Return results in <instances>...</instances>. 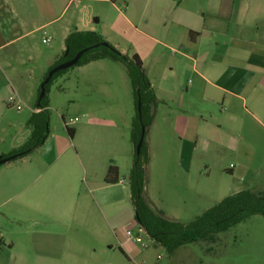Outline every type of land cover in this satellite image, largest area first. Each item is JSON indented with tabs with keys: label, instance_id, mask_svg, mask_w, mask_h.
Returning a JSON list of instances; mask_svg holds the SVG:
<instances>
[{
	"label": "crops",
	"instance_id": "obj_1",
	"mask_svg": "<svg viewBox=\"0 0 264 264\" xmlns=\"http://www.w3.org/2000/svg\"><path fill=\"white\" fill-rule=\"evenodd\" d=\"M73 29L99 33L121 53L139 57L156 99L146 133L149 168L157 157L153 150L173 159L167 141H182L174 153L181 162L188 145L187 159L198 143L201 154L216 143L238 164L236 171L235 166L226 169L235 175L232 194L259 192L255 180L256 164L264 155V142H259L264 141V0H0V119L11 108L8 99L13 96L19 103L25 83L35 80L28 67L36 58L33 38L43 34L59 43L42 79L62 55ZM34 92L35 87L30 97ZM126 111H117L118 123L93 119L128 128L131 116ZM25 128L8 152L0 149V156L26 142L30 130ZM122 145L110 144L97 156L75 151L7 163L0 173L7 176L4 192L21 201L26 191L27 207L39 211L47 206V216L44 229H30L15 241L0 238V256L10 254L5 264H128L141 254L137 245L125 242L124 226L118 236L114 225L125 210L124 201H130L129 192L125 196L122 180L104 183L110 165L119 176L131 159L132 143Z\"/></svg>",
	"mask_w": 264,
	"mask_h": 264
},
{
	"label": "rangeland",
	"instance_id": "obj_2",
	"mask_svg": "<svg viewBox=\"0 0 264 264\" xmlns=\"http://www.w3.org/2000/svg\"><path fill=\"white\" fill-rule=\"evenodd\" d=\"M42 38L43 34H37L33 38V53L36 58L28 65L34 72V82L25 83L24 97L18 103L20 109L6 107L0 119V149L5 152H8L10 144H16L25 131L31 110L35 108L36 90L42 83L41 72L45 69L46 61L58 52L59 43L55 39L48 44H42ZM149 64L150 61L147 65ZM106 74L110 76L108 80L100 77ZM34 87V96L30 97ZM46 101V139L39 150L30 154L32 159L43 154L58 156L74 154L75 151L87 157L97 156L104 153L110 144L119 145L121 148L123 142L131 143V123L128 128H112L107 123L93 119L106 122L112 118L118 123L120 116L117 111L123 109L130 113L131 121L134 118L131 85L125 67L119 62L102 60L87 68L69 69L47 87ZM67 129L73 130L72 137ZM144 142L146 146V134ZM259 142L261 144L264 141ZM198 144V149L189 159L187 156L190 155L191 146L188 145V153L184 151L181 162L180 156L174 153L176 146L178 151L180 150L182 141H167V148L173 159L166 160L153 150L157 157L152 161L150 168L146 167V202L154 213L161 214L169 221L188 224L235 190V175L230 176L226 171L234 166V171L238 169L231 153L215 143L209 145L205 154H201L197 151L202 148L200 143ZM186 149L187 147H184V150ZM131 163L132 155L129 161L126 159L122 169L125 171H120L118 177L119 181H123L121 187L125 196L129 192L126 171ZM8 165L0 166V173L7 169ZM256 166L259 169L255 180L256 190L264 192V155ZM5 173L4 171L0 174V238L15 241L16 236L26 235L30 229L45 228L42 220L47 216V206L36 211L27 207L26 191L21 196V201L13 199L9 192H4V180L7 178ZM87 178L89 180L88 175ZM124 203L125 210L114 220L118 236L122 232L118 229L122 226L136 223L131 202L125 200ZM132 233L138 234L136 224ZM139 236L141 243L136 244V247L141 254L131 258L128 264H264V218L258 215L218 234L214 243L198 240L182 245L170 254L164 246L155 244L145 232L139 233ZM9 255L0 256V264L10 261Z\"/></svg>",
	"mask_w": 264,
	"mask_h": 264
},
{
	"label": "trees",
	"instance_id": "obj_3",
	"mask_svg": "<svg viewBox=\"0 0 264 264\" xmlns=\"http://www.w3.org/2000/svg\"><path fill=\"white\" fill-rule=\"evenodd\" d=\"M191 35L192 33H190V37ZM83 49L88 50L71 68L81 67L99 60H110L121 63L126 69L134 101V118L131 121L130 130L133 154L128 174L130 202L133 206L135 222L155 244L164 246L170 254L176 248L198 240L214 243L218 234L228 231L253 216L258 215L264 218V192H255L249 189L223 198L188 224L169 221L161 214L154 213L147 204L144 193L145 171L149 164L144 140L139 154H135L141 127H144L146 134V129L153 121V109L156 106L155 96L139 57L136 54L128 56L121 53L99 33L73 29L64 40L62 55L47 69L42 81L52 68L71 60ZM69 69L56 72L50 78L45 85V95L40 100L39 106H37L40 92L38 89L35 103L37 112L32 113L26 122V127L30 130L26 142L19 148L1 156L2 158L12 157L10 162L16 161L30 155L44 144L48 122L46 90L56 78L65 74ZM138 102H140V115L137 110ZM67 132L72 137L73 130L67 129ZM118 177V169L110 165L106 171L104 183L107 185L116 184Z\"/></svg>",
	"mask_w": 264,
	"mask_h": 264
},
{
	"label": "water",
	"instance_id": "obj_4",
	"mask_svg": "<svg viewBox=\"0 0 264 264\" xmlns=\"http://www.w3.org/2000/svg\"><path fill=\"white\" fill-rule=\"evenodd\" d=\"M88 49H83L81 51H79L71 60L69 61H66L64 63H61L57 66H55L54 68H52L48 73H47V76L45 77V79L42 81V83L40 84V87H39V97H38V102H37V106H39V102L40 100L44 97L45 95V85L49 82L50 78L56 73V72H59V71H63V70H66V69H69L73 66H75L79 59L81 58V56L87 51ZM137 110H138V113L140 115V102H138V105H137ZM47 131V129H46ZM144 134H145V130H144V127H141V132H140V137H139V140L137 142V145L135 147V154L138 155L139 152H140V148L142 146V143H143V140H144ZM13 158L12 157H7V158H2L0 156V166L4 165V164H7L9 163Z\"/></svg>",
	"mask_w": 264,
	"mask_h": 264
},
{
	"label": "built area",
	"instance_id": "obj_5",
	"mask_svg": "<svg viewBox=\"0 0 264 264\" xmlns=\"http://www.w3.org/2000/svg\"><path fill=\"white\" fill-rule=\"evenodd\" d=\"M50 42V38H44L42 40V43L43 44H48ZM16 99L11 96L9 99H8V104L11 106V107H14L16 110H19L20 109V106L18 105V103L16 104ZM70 123H73V122H70ZM137 225V223H135ZM133 223H128L127 225H125L123 227V235H124V239H125V242L130 244V245H136V244H139L141 243V238L139 236V233H144V231L142 229L139 228V226L137 225L138 227V234L137 235H133L132 233V229H133V226L135 225Z\"/></svg>",
	"mask_w": 264,
	"mask_h": 264
}]
</instances>
